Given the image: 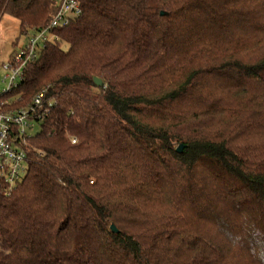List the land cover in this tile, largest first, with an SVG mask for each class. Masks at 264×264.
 <instances>
[{
    "label": "trees",
    "instance_id": "obj_1",
    "mask_svg": "<svg viewBox=\"0 0 264 264\" xmlns=\"http://www.w3.org/2000/svg\"><path fill=\"white\" fill-rule=\"evenodd\" d=\"M79 2L12 92L46 102L0 264H264V0ZM57 8L0 0L22 32Z\"/></svg>",
    "mask_w": 264,
    "mask_h": 264
},
{
    "label": "built area",
    "instance_id": "obj_2",
    "mask_svg": "<svg viewBox=\"0 0 264 264\" xmlns=\"http://www.w3.org/2000/svg\"><path fill=\"white\" fill-rule=\"evenodd\" d=\"M81 12L79 0H58V8L49 23L32 30L28 42L3 65L8 71L5 76L8 83L0 92V189L6 194H10L27 177L30 166L29 140L33 135L29 130L43 121L45 112L42 108L46 102L44 88L34 96L30 104L11 108L14 102L20 100L12 92L23 79L28 64L38 57L42 46L55 39L53 29L67 24ZM50 100H47L48 105ZM72 142H76V138Z\"/></svg>",
    "mask_w": 264,
    "mask_h": 264
},
{
    "label": "rangeland",
    "instance_id": "obj_3",
    "mask_svg": "<svg viewBox=\"0 0 264 264\" xmlns=\"http://www.w3.org/2000/svg\"><path fill=\"white\" fill-rule=\"evenodd\" d=\"M33 31L22 32L20 21L16 17L4 13L0 16V92L7 87L8 79H5L8 71L4 68V64L8 62L11 55L15 51H19L27 42ZM21 100V99H20ZM20 100L14 102L11 108L21 107ZM40 130V123L29 130L32 134H36ZM230 264H251L249 260H231Z\"/></svg>",
    "mask_w": 264,
    "mask_h": 264
},
{
    "label": "clouds",
    "instance_id": "obj_4",
    "mask_svg": "<svg viewBox=\"0 0 264 264\" xmlns=\"http://www.w3.org/2000/svg\"><path fill=\"white\" fill-rule=\"evenodd\" d=\"M228 239H229V241L231 242L232 245L238 246L239 237L232 236L231 234H229ZM257 255H258V258H259L260 261H264V249H260L258 251Z\"/></svg>",
    "mask_w": 264,
    "mask_h": 264
},
{
    "label": "water",
    "instance_id": "obj_5",
    "mask_svg": "<svg viewBox=\"0 0 264 264\" xmlns=\"http://www.w3.org/2000/svg\"><path fill=\"white\" fill-rule=\"evenodd\" d=\"M94 82H95V84L98 85V86H100V85L103 83L102 79H101L100 77H97V76L94 77ZM177 149H178V151L181 152L182 149H183V145L180 144V145L178 146ZM111 227H112V229H113L114 231H117V229H116V227H115L114 224H112Z\"/></svg>",
    "mask_w": 264,
    "mask_h": 264
}]
</instances>
